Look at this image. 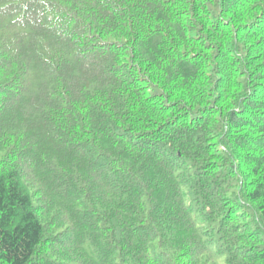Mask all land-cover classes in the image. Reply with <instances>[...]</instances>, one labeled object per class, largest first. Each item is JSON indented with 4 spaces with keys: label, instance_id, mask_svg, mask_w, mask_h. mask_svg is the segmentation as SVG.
Here are the masks:
<instances>
[{
    "label": "trees",
    "instance_id": "1",
    "mask_svg": "<svg viewBox=\"0 0 264 264\" xmlns=\"http://www.w3.org/2000/svg\"><path fill=\"white\" fill-rule=\"evenodd\" d=\"M0 264H264V0H0Z\"/></svg>",
    "mask_w": 264,
    "mask_h": 264
}]
</instances>
